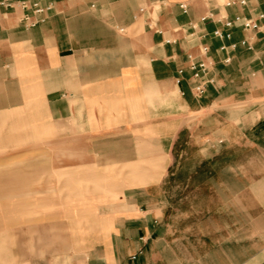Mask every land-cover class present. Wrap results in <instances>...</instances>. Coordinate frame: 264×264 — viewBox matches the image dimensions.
I'll use <instances>...</instances> for the list:
<instances>
[{"label":"crops","instance_id":"1","mask_svg":"<svg viewBox=\"0 0 264 264\" xmlns=\"http://www.w3.org/2000/svg\"><path fill=\"white\" fill-rule=\"evenodd\" d=\"M12 1L13 9L0 10V42L10 53L5 68L28 74L31 88L38 86L39 90L1 91L0 116L29 115L32 118L25 124L46 134L53 133L55 120L73 121L77 135H84L86 102L101 101L94 114L105 116L109 112V122L95 120L98 127L89 131L108 133L104 137L100 135L99 140L105 143L109 137L110 147L119 150H110L105 160L108 159L109 165L122 164L128 169L134 165V149L138 146L133 140L119 141V137L149 128L148 131L158 133L154 140L160 143V131H185L191 146L200 153L206 152L211 157L208 163L212 169L220 171L222 181L218 190L223 196L234 194L238 210L245 212L242 198L245 188L230 189L227 179L233 175L244 178V173L238 171L244 148H259L254 156L264 165V28L253 32L232 29L230 39L220 40L211 36L220 25L216 21L201 23L200 17L210 10L216 18L236 14L254 17L258 12L264 14V0H247L245 7L229 8L212 0H42L41 4L49 5L50 9L43 21L32 28L21 22L23 10L18 5L21 0ZM182 3L187 6L186 13L178 7ZM193 22L198 24L197 35L190 37L188 25ZM166 39L172 43H166ZM242 39L248 40L252 49L240 46ZM232 44L236 45L233 49L219 50L222 45ZM202 45L208 47L205 56L199 52ZM11 52H17L15 57H11ZM188 56L204 59L208 64L211 83L200 97L190 91ZM225 57H230L228 63L223 62ZM179 69L184 70L181 75ZM135 81L142 88L141 92H135L136 97L128 88L118 90V83ZM135 99L139 100L141 116L137 121L133 120ZM119 106L123 116L120 122ZM135 123L144 126L139 129L134 127ZM34 136L26 134L23 138L31 141ZM53 141L52 136L44 140L45 158L43 154L39 158L44 159L39 164L46 170V177L53 175L48 171L53 163L49 146ZM138 141L153 150L155 168L125 172L126 180L144 182L129 184L121 193L115 192L117 201L111 203L115 214L102 224L100 233L90 232L83 237V243L90 245L83 254L71 262L54 263L52 252L39 253L36 246L23 252L18 247L20 243L39 242L43 228L47 231L52 225V217L46 216L45 226L35 220L31 236L20 243L17 231L0 229V243L16 244L13 254L16 264H153L152 248L165 242L169 226L163 191L151 187L158 185L163 177L167 155L161 143L152 146L148 139ZM143 159L144 156L142 161H148ZM257 182L255 201L264 213V170ZM225 203L229 205V200ZM225 203L218 208L222 212ZM241 226L244 228L245 224ZM233 240L238 245L237 264H264V245L255 247L247 256L246 236L237 235ZM259 241L264 244L261 238L255 239L254 245ZM230 242L228 236H222L221 244L227 246L216 251L223 258L230 254ZM0 255L3 261L0 264H7L11 252L4 247ZM164 264L172 263L165 260Z\"/></svg>","mask_w":264,"mask_h":264},{"label":"rangeland","instance_id":"2","mask_svg":"<svg viewBox=\"0 0 264 264\" xmlns=\"http://www.w3.org/2000/svg\"><path fill=\"white\" fill-rule=\"evenodd\" d=\"M212 1L221 5L223 0ZM3 44L0 42V92L39 90L38 86L31 88L28 74L20 69L14 72L12 68H5L6 58L10 53L4 50ZM16 53L11 52V57H15ZM6 71L15 74L7 75ZM127 88L134 92V97L137 95L135 92L142 91L137 81L133 84L118 83L119 91ZM99 102L101 101L86 102L84 118L87 133L84 135H77V126L73 121L57 123L55 120L53 133L46 134L45 131H36L25 124L32 118L29 115L0 116V229L4 227L3 229L17 231L18 242L21 239L28 240L34 230L31 228L36 226L35 220H38L39 225L45 226L46 216L52 217L51 228L48 227L47 231L43 228V236L37 244L19 242L18 247L23 252L36 246L39 253L52 252L54 263L71 262L82 255L85 248L90 246L83 243V237L90 232L100 233L102 224L115 214V208L111 207V203L117 201L115 192L121 193L129 184L140 185L144 182L126 180L125 172H139L142 167L151 170L155 168L153 150L141 146L138 141L143 139H148L152 146H155L154 143H161L167 155L165 173L159 184L151 187L163 191L167 204L166 224L169 226L166 243H156L152 248L153 264H164L165 260L172 264H237L238 245L233 240L237 235L246 236L247 256L255 247L264 245L262 241L257 245L253 243L255 239L264 238V227L260 225L264 224V213L256 204L254 192V188L258 186L257 178L264 170L263 161L254 156L259 148L247 147L240 153L242 169L238 171L244 173V178L233 175L227 179L230 189L245 188L242 198L245 200L246 210L242 212L238 210L234 194L223 196L218 190L222 181L220 171L212 169L208 163L211 157L206 152L200 153L191 146L190 137L185 131H160V143L154 140L158 133L148 131L149 128L124 134L119 137V141L133 140V144L138 146L134 149V165L131 169L122 164L109 165L108 159L106 161L104 157L110 156V150L115 152L119 148L110 147L109 137L105 138V143H101L99 136L104 137L108 133L89 131L98 127L95 120L109 122V112L105 116L94 114ZM138 103L139 100L135 99L134 121L141 119ZM117 109V119L120 122L123 116L120 106ZM143 126L144 124H134L139 129ZM26 134L36 137L26 141L23 138ZM51 136L54 141L53 144L50 143L52 145H48L51 146L53 163L48 171L53 175L46 177V170L40 168L39 162L45 158L47 143L44 140ZM120 147H123L122 144ZM41 154L43 158L39 159ZM99 156L102 158L99 159ZM143 156V160H148L147 162L142 161ZM226 199L229 200V205L225 203ZM223 202L225 209L222 212L218 208H221ZM241 224H245L244 228ZM222 236H228L232 241L228 244L230 254L226 258L220 255L221 252H217L218 248L227 246L221 244ZM4 247L11 252L7 264H16L13 259L16 244L0 243V249Z\"/></svg>","mask_w":264,"mask_h":264},{"label":"built area","instance_id":"3","mask_svg":"<svg viewBox=\"0 0 264 264\" xmlns=\"http://www.w3.org/2000/svg\"><path fill=\"white\" fill-rule=\"evenodd\" d=\"M42 0H21L18 2L19 7L23 10V15L21 22L25 27L32 28L38 23L43 21L44 14L50 9L49 5H42ZM247 5V0H223L221 6L223 8L229 7H245ZM14 2L12 0H0V10L8 11L13 9ZM179 9L183 12H187L186 4H179ZM143 9H140L142 11ZM212 22L216 21L221 28H216L211 32V36L220 40L230 39L232 29H241L242 31H258L264 28V14L261 12L256 13L254 17H244L241 15H233L231 17L222 15L216 18L213 11H208L205 15L200 17V22ZM189 29L191 30L190 37H194L198 24L193 22L189 23ZM158 32V30H156ZM203 35V34H202ZM166 43H172L170 39L165 40ZM240 46L250 50L252 46L250 42L246 39H242L239 43ZM236 45L232 44L229 47L222 45L219 50L226 51L227 48L233 49ZM199 52L202 56H205L208 53V47L202 45L199 49ZM188 70L190 71V91L196 96L200 97L206 91V87L211 83V80L208 78V64L204 59H195L192 56H188ZM230 57H225L223 62L228 63ZM183 69L178 70V74L183 73ZM134 258V257H132Z\"/></svg>","mask_w":264,"mask_h":264}]
</instances>
